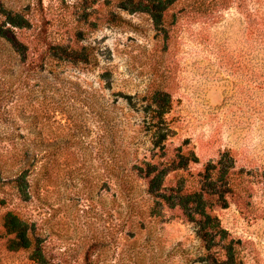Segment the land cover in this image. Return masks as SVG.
<instances>
[{
    "label": "rangeland",
    "instance_id": "374dc122",
    "mask_svg": "<svg viewBox=\"0 0 264 264\" xmlns=\"http://www.w3.org/2000/svg\"><path fill=\"white\" fill-rule=\"evenodd\" d=\"M198 1L0 0V264H264V0Z\"/></svg>",
    "mask_w": 264,
    "mask_h": 264
},
{
    "label": "trees",
    "instance_id": "16d2710c",
    "mask_svg": "<svg viewBox=\"0 0 264 264\" xmlns=\"http://www.w3.org/2000/svg\"><path fill=\"white\" fill-rule=\"evenodd\" d=\"M131 2L137 4V7L134 9L140 10V11H145L148 12L154 21L156 23L162 22V16H163V11L165 8L168 7V5L174 3L177 0H130ZM196 2V1H195ZM204 0L198 1L196 8H200L204 6V10L206 7H210L215 5V2L213 0H210L206 5H204ZM23 223L21 220L14 215L11 211H6L3 213H0V229L6 234V235H11L9 239H7L5 244H9V248L13 249L16 245H13L12 243L16 241V239L23 240V242L28 243L27 237L25 235L24 228L21 227ZM19 248L25 247L24 243L18 244Z\"/></svg>",
    "mask_w": 264,
    "mask_h": 264
}]
</instances>
